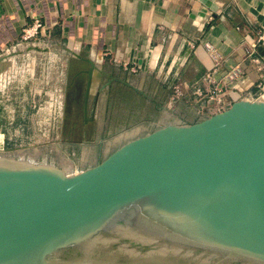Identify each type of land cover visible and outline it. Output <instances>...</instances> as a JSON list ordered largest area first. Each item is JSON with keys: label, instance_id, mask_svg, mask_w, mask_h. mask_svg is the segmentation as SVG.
<instances>
[{"label": "water", "instance_id": "obj_1", "mask_svg": "<svg viewBox=\"0 0 264 264\" xmlns=\"http://www.w3.org/2000/svg\"><path fill=\"white\" fill-rule=\"evenodd\" d=\"M0 264H264V103L127 135L74 173L0 155Z\"/></svg>", "mask_w": 264, "mask_h": 264}, {"label": "crops", "instance_id": "obj_2", "mask_svg": "<svg viewBox=\"0 0 264 264\" xmlns=\"http://www.w3.org/2000/svg\"><path fill=\"white\" fill-rule=\"evenodd\" d=\"M33 15L42 29L23 41L22 29ZM262 28L264 0H0V96H6V75L29 83L60 76L81 83L79 107L66 103V111H81L84 126L86 112L91 118L103 113L105 120L143 105L158 113L131 118L115 134V125L99 123L98 134L108 136L78 142L81 154L91 143H113L111 136L122 138L117 146L127 135L147 134L168 122L194 123L240 100L264 103V50L250 47ZM175 83L187 86L189 99L195 89L220 86L222 102L202 105L196 98L189 106L179 100L174 110L166 109L155 96L169 95ZM183 104L191 109L190 120L177 114ZM4 109L1 101L0 113ZM5 142L0 130V148Z\"/></svg>", "mask_w": 264, "mask_h": 264}, {"label": "rangeland", "instance_id": "obj_3", "mask_svg": "<svg viewBox=\"0 0 264 264\" xmlns=\"http://www.w3.org/2000/svg\"><path fill=\"white\" fill-rule=\"evenodd\" d=\"M6 77V96H0V103L2 101L5 105V109L0 113V130L6 133L7 142L0 148V155L37 164L54 165L66 173H74L100 162L116 147L114 143L117 144L122 139L111 136L109 140H114L113 143L93 145L95 140L108 136L106 133L98 134L99 123L115 125L116 129L111 133L115 134L125 122L126 124L129 121L132 122L131 118L140 120L150 115H158L152 108L145 109L143 105L137 108L138 111L130 113L116 111L111 114V117L110 115L109 118L105 117V120L102 117L103 113L94 112L91 118L92 113L86 112L87 122L84 126L81 111H66L71 103L76 108L79 107V104H76L81 98L77 93L78 85L81 86L79 81H73L74 78L67 80L56 76V78L59 77L58 80L52 77L51 80L45 81L41 78L36 79L34 83H29L26 79L12 81L8 75ZM87 85L89 87V81ZM176 85L185 86L188 91L185 84L175 83L171 86L169 95L155 96V101L165 105L166 109L174 110L179 100L186 103L189 101L190 106L191 101L200 98L193 92L190 99L187 94L176 98L172 90ZM194 91L201 92L196 89ZM211 99L216 101L210 95L201 99L202 105ZM188 105L179 106L177 114L186 116V119L190 120L187 117L191 110ZM67 121L68 127H66ZM79 141L92 142L84 146L85 152L82 154Z\"/></svg>", "mask_w": 264, "mask_h": 264}, {"label": "built area", "instance_id": "obj_4", "mask_svg": "<svg viewBox=\"0 0 264 264\" xmlns=\"http://www.w3.org/2000/svg\"><path fill=\"white\" fill-rule=\"evenodd\" d=\"M33 18L34 19L32 24L23 27L21 33L22 40L34 39L39 33V30L42 29V25L39 19H37L35 15H33ZM250 47L252 49V52H255L259 48L264 50V28L256 32V36L250 44ZM172 90L176 98H181L184 94H187V89L185 86L182 87L180 85H176L173 86ZM193 93L194 95L196 94V96L200 97V99L207 98L208 95H210L211 98L216 99V102L220 103L223 99L224 90L220 86H214L213 88L206 90L205 93L198 91H193Z\"/></svg>", "mask_w": 264, "mask_h": 264}, {"label": "bare ground", "instance_id": "obj_5", "mask_svg": "<svg viewBox=\"0 0 264 264\" xmlns=\"http://www.w3.org/2000/svg\"><path fill=\"white\" fill-rule=\"evenodd\" d=\"M4 64V63H3Z\"/></svg>", "mask_w": 264, "mask_h": 264}]
</instances>
